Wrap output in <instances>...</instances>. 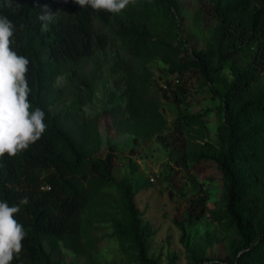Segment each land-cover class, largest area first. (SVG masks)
Listing matches in <instances>:
<instances>
[{"label":"rangeland","instance_id":"rangeland-1","mask_svg":"<svg viewBox=\"0 0 264 264\" xmlns=\"http://www.w3.org/2000/svg\"><path fill=\"white\" fill-rule=\"evenodd\" d=\"M240 0H222V5ZM178 0L174 25L169 10L152 0H135L108 26L94 22L109 44L81 60L78 75L68 67L50 84L48 110L76 149L90 160L115 155L111 180L83 169L73 176L85 203L72 218V233L46 241L54 264H142L130 224L135 222L146 264H197L201 259L234 260L240 234L226 214V191L213 160H199L212 145L226 151L220 99L234 69L250 61V51L218 61L219 22L204 3ZM144 34L122 42L118 25ZM224 45L222 51L230 52ZM210 51L208 83L194 71L178 77L172 66L187 65L193 52ZM264 89V73L231 107ZM180 123L177 131L175 123ZM178 134L182 145L171 142ZM58 151L63 150L61 144ZM64 156L70 158L65 150ZM253 222L264 218V153L243 164ZM197 206L201 216L193 215Z\"/></svg>","mask_w":264,"mask_h":264},{"label":"trees","instance_id":"trees-1","mask_svg":"<svg viewBox=\"0 0 264 264\" xmlns=\"http://www.w3.org/2000/svg\"><path fill=\"white\" fill-rule=\"evenodd\" d=\"M165 6L174 25L179 17L178 0H152ZM211 6L204 3L205 12L219 22L218 61L250 51V61L242 68L234 69V78L223 93L215 92L220 99L224 123L222 137L226 151L212 145L199 155V160H213L221 172L226 191V214L229 222L240 234V245L234 260L201 259L197 264H264V218L253 222V210L246 200V183L243 164L251 165L264 153V89L244 101L237 113L232 105L251 88L264 73V0H240L222 5V0ZM10 3L12 7L5 6ZM19 4L20 8L15 9ZM45 6L54 15L53 22L43 27L38 19ZM0 16L7 17L15 31L10 47L18 55L29 59L27 81L32 89L28 99L32 109L39 107L45 112L47 130L42 138L28 150L15 157L7 153L0 157V201L9 206L19 204L24 197L27 205H20L16 219L27 232L19 259L11 264H54L45 250V242L59 241L72 233V218L85 203L83 192L76 186L73 176L83 169L111 180L110 171L115 165V155L108 153L103 159L90 160L81 154L71 139L58 125V116L48 110L52 103L50 84L64 67L72 75H78L81 60L94 57L95 49L103 50L109 44L105 32H95L94 22L108 26L113 13L93 10L90 6L79 7L73 0H0ZM116 37L122 42L142 38L144 34L118 25ZM224 45L230 52L222 51ZM187 65L172 66L170 71L182 77L194 71L208 83H212V55L210 51L193 52ZM182 121L177 120V131ZM171 142L182 145L177 134H170ZM61 144L63 150L58 151ZM193 215L201 216L197 206ZM130 229L139 251L142 264L147 261L141 239L136 235L135 222Z\"/></svg>","mask_w":264,"mask_h":264},{"label":"clouds","instance_id":"clouds-1","mask_svg":"<svg viewBox=\"0 0 264 264\" xmlns=\"http://www.w3.org/2000/svg\"><path fill=\"white\" fill-rule=\"evenodd\" d=\"M79 7L90 6L93 10H104L119 14L135 0H73ZM7 7H12L6 3ZM20 8L15 5L14 10ZM46 28L53 22L54 15L45 6L38 17ZM13 23L0 16V157L5 153L15 157L39 141L47 130L45 112L39 107L32 109L28 99L32 89L27 81L29 59L18 55L10 47L14 36ZM24 197L19 204L9 206L7 201H0V264H11L19 259L27 236L23 225L17 221L20 205H27Z\"/></svg>","mask_w":264,"mask_h":264}]
</instances>
